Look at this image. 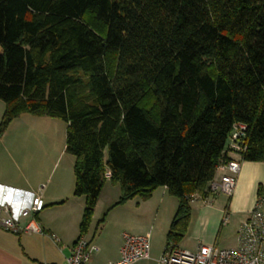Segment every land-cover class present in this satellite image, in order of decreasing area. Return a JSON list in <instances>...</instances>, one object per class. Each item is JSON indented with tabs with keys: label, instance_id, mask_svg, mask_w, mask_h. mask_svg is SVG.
I'll return each mask as SVG.
<instances>
[{
	"label": "trees",
	"instance_id": "16d2710c",
	"mask_svg": "<svg viewBox=\"0 0 264 264\" xmlns=\"http://www.w3.org/2000/svg\"><path fill=\"white\" fill-rule=\"evenodd\" d=\"M0 100V135L21 114L66 123L80 234L109 179L112 206L166 187L177 244L234 123L264 162V0H0Z\"/></svg>",
	"mask_w": 264,
	"mask_h": 264
},
{
	"label": "crops",
	"instance_id": "0c3cea01",
	"mask_svg": "<svg viewBox=\"0 0 264 264\" xmlns=\"http://www.w3.org/2000/svg\"><path fill=\"white\" fill-rule=\"evenodd\" d=\"M4 106V102L0 100V120ZM25 115L21 114L13 118L0 135V205L8 206L10 213L16 217L21 225H24L30 216H22L21 211L29 208L33 199L39 197L42 200V207L33 214V218L43 233L20 232L16 234L0 227V264H69L67 257L74 241L81 235L95 246L94 251L90 254L88 264H97L96 260L92 259V254L98 251V247L94 244L96 229L101 226L102 231V225L110 219L116 218L118 213L126 212L132 220L138 223L140 221L147 223L145 221H148L151 223L149 224L151 227H154L161 217L165 216V212L174 214L177 199L168 194L164 186L155 188L146 199L135 196L122 204L112 206L120 195V189L117 183L107 179L99 194L89 227L84 234H80L79 223L84 207V197L73 194V161L61 165L58 160L59 148L54 149V142H42L36 147L35 142L12 141L13 132L16 131L17 127L14 125L22 118L21 116ZM39 149L41 151H38ZM42 149H47L45 157L40 155ZM224 172L217 168L213 178L218 179ZM235 176L236 185L228 201L231 212L238 215L240 224L246 219L255 202L258 186L264 187V162L242 160ZM196 196L194 200L199 201V206L195 216V220H197L195 225L199 228V232L195 233L192 227L190 229L196 237L195 249L200 243H208L211 239V237L206 239L204 236V232L209 227L208 216L211 212L214 210L216 214L224 212V203L220 207L212 208L214 206L213 198L219 194L208 195L206 198H201L198 194ZM194 200L190 199V202ZM112 214L114 215L111 216ZM102 217L103 220L99 221ZM171 219H169L168 226ZM95 221L96 223L93 225ZM142 231H146V229ZM51 234L56 237V240L50 236ZM134 235L147 236L148 240L150 238L148 232ZM160 242L161 240L159 244ZM212 243H217L216 238L213 239ZM153 244L154 249L152 251L154 254L159 253V257L163 248H160V245L158 246L155 242ZM121 245L122 236L114 243L108 261L117 260L120 257ZM149 253L150 243L148 256Z\"/></svg>",
	"mask_w": 264,
	"mask_h": 264
},
{
	"label": "built area",
	"instance_id": "2783aa9c",
	"mask_svg": "<svg viewBox=\"0 0 264 264\" xmlns=\"http://www.w3.org/2000/svg\"><path fill=\"white\" fill-rule=\"evenodd\" d=\"M245 125L234 123L227 141V153L230 157L217 167L225 171L218 179L213 178L208 183L209 195L223 194L230 197L236 185V174L241 165V153L246 146L243 141ZM109 172L105 175L109 177ZM197 194H192L191 199ZM206 198V197H205ZM263 197L257 196L248 216L236 230V245L232 247H219L216 243H200L195 250L181 248L178 244L168 243L157 258L156 264H264V208ZM42 207L39 197L33 199L29 208L21 211L22 216L29 217L21 225L13 216L8 206L0 205V227L12 233L32 232L43 233V230L33 218V214ZM227 212L224 210L222 223L226 222ZM53 239L56 237L51 234ZM95 246L90 244L84 236H79L73 243L71 252L67 257L69 264H88L90 254ZM149 240L144 235L124 233L120 247V257L108 261L107 264H133L147 258Z\"/></svg>",
	"mask_w": 264,
	"mask_h": 264
},
{
	"label": "rangeland",
	"instance_id": "374dc122",
	"mask_svg": "<svg viewBox=\"0 0 264 264\" xmlns=\"http://www.w3.org/2000/svg\"><path fill=\"white\" fill-rule=\"evenodd\" d=\"M21 117L22 118H20V120L16 122L17 124L14 125L17 127L16 131L13 132L12 141L35 142L36 147L39 143L42 142H54V149L56 147L59 148V163L61 165H65V163L67 162L72 163L73 156L65 150L64 146L66 123L62 119L56 116L34 117L28 114ZM54 149L53 151H55ZM38 151H41V149H39ZM40 155H43L45 157L47 155V149H42V154L40 153ZM258 195L259 194H257L256 197ZM259 196L263 197L262 208H264V187L262 190V194ZM228 198L229 197L222 194H219V196L213 198L214 200L212 201V203L214 206H212V208L220 207L223 203L224 209L226 206V222H221L224 212H219V214H216L214 210V212H211L210 216H208L210 220L209 227L208 230L206 229V232H204V236H206V239L211 237L208 243H212L213 239L216 238V245L219 247H232L236 245V230L239 224L238 215L234 212H231ZM198 206L199 201L194 200L193 202H190L191 213L189 219V227L184 237L177 243L181 248H187L190 250L195 249L194 244L196 242V237L194 233H191L190 229L192 227L195 233L199 232V228L195 225V221H197L195 220V216L197 214ZM114 214H112L111 216H113ZM164 215L165 216H162L161 219L154 225V227H151L149 225L151 223L148 221H145L147 223H143L141 221L138 223L132 220L131 216L128 215V213H118L116 215V218H113L114 221L110 219L106 224L102 225V231L101 226L96 229V233L94 234V244L98 247V251H95L92 254V259H95L97 264H105L112 254L114 243L118 240L119 237L121 238L124 233L134 235L137 233L148 232V236L150 235L149 256L147 258H142L133 264H156L159 253L154 254V252L152 251V249H154V244L152 245V243L155 242L156 244H158V246L160 245V248H164L166 234L165 232L168 226L167 224L169 222V219L172 218L170 216H173L172 213L169 212H165ZM95 223L96 221L93 222V225ZM143 229H146V231H142ZM160 240L161 242L159 244Z\"/></svg>",
	"mask_w": 264,
	"mask_h": 264
}]
</instances>
